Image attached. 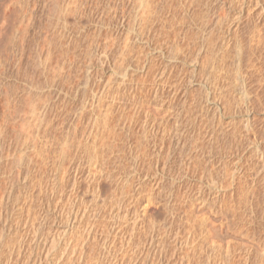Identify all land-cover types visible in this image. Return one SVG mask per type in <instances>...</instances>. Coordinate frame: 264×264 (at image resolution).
<instances>
[{
  "label": "rangeland",
  "instance_id": "374dc122",
  "mask_svg": "<svg viewBox=\"0 0 264 264\" xmlns=\"http://www.w3.org/2000/svg\"><path fill=\"white\" fill-rule=\"evenodd\" d=\"M171 3L145 25L144 0H0V264H38L57 188L66 203L75 169L81 183L72 196L81 208L102 198L108 207L124 174L135 176L115 219L123 223L121 240L134 235L122 264H221L225 216L208 222L222 231L217 244L197 243L190 255L191 243L173 241L175 220L190 206L184 193L192 195L195 219L198 191L212 194L215 210L222 198L228 203V173L262 142L264 48L257 39L264 25L255 21L264 0L249 4L235 32L239 51L232 43L228 56L236 0ZM238 54L247 62L241 74ZM248 64L258 70L246 78V97ZM99 152L111 177L94 181L88 171ZM99 220L113 223L106 209ZM150 240L160 254L145 255ZM97 245L90 244L87 264L97 259Z\"/></svg>",
  "mask_w": 264,
  "mask_h": 264
},
{
  "label": "bare ground",
  "instance_id": "6f19581e",
  "mask_svg": "<svg viewBox=\"0 0 264 264\" xmlns=\"http://www.w3.org/2000/svg\"><path fill=\"white\" fill-rule=\"evenodd\" d=\"M171 1L172 0H144L142 16L139 20L146 25L149 21L158 18L168 7L172 6ZM252 1L253 0H236L239 7L235 12L237 19L234 21L232 28L227 34L228 37L231 35L233 37H229L226 42L224 41L227 46L225 47L223 56H228L232 45H236L239 51L240 39H238L239 36L237 37L235 32L240 27V19L243 15H246L245 12H249L248 7ZM255 1L257 2L258 0ZM158 3L160 6H158ZM176 6L179 7V5ZM173 16L174 14L166 20H170ZM255 23L257 28L264 25V9L258 13V18ZM257 47L264 48V35L258 34ZM236 58L238 71L241 74L247 62H244L245 60L243 59L245 58H242L240 54H238ZM247 61L249 63L251 58ZM211 64L212 60L210 61V65ZM248 66L249 69L244 73L245 80L241 82L243 86L242 95L246 97L248 95L244 89L246 86L245 81L251 74L253 75L250 70H253L252 68L255 69V66L252 68H250V64H248ZM197 67H199L198 63ZM255 70L257 71L258 69ZM258 71L260 72L259 80H261L262 85H264V69ZM212 75L214 77L220 76ZM215 81L222 87L224 82L222 76ZM223 95L225 98V94ZM200 100L197 102L198 106ZM108 133L109 135H115L110 129H108ZM251 145L252 147L248 150L249 152H247L243 165H236L233 167L230 174L228 173L229 182L227 184V190L229 189V191L225 196L226 198L228 197V203L222 198L220 205L217 210H215L212 194L209 193L208 196L205 197L202 191H198L199 193L195 200H197V208L201 211L199 210L200 215H197V219H195L192 218L194 215L192 211L194 209L192 203L193 199L190 198L192 195L190 192L184 193L185 200L189 202L190 206L188 205L189 207L184 210L183 215L177 217L175 220L178 222V229L176 230L177 232L173 241L179 246L183 243H185V245L191 243L187 255H190V251L194 254L196 252L195 250L198 248L197 245H200L201 242L208 243L210 247L217 244V237L222 235V231L221 229L216 231L208 222H211L210 217L223 215L226 217L225 225L227 231L225 238L226 242L224 244L225 248L221 256V264H264V137L260 144L254 142ZM102 156H104V154L100 153V156L95 157L94 160L97 162L90 168L93 171H90L88 168L90 177L94 181L104 178L108 180V178L111 177V172L106 170V166L110 165L109 159L103 158ZM137 165V162L133 163V171H135ZM198 167L199 165L197 169ZM123 177L124 178H121L117 183V188L120 190L119 195L115 196V199L108 207L105 204V200L102 198L98 200L99 203L101 202L100 206L95 205L96 207H92V204V206L86 205L85 208H83L84 206L81 208L78 203L75 202V199L73 201L72 196L78 192L80 187V172L77 169L72 171L71 190L66 194L68 202L65 201L66 203H64L62 190H58L57 188L58 192H56V195L57 193L58 195L54 197L56 204L49 213L47 211L52 218L49 227L50 235L48 238L49 240L45 238L39 242L40 249L37 256L38 264H87L86 260H88V258L86 259V257L87 254L90 253H87L90 244L96 243L97 245V242L100 244V247H97V253L99 255H97L96 259V255L93 254L95 260L94 257H92L93 259H91L94 261L90 263L89 260L88 264H100V260L105 262L109 261L111 264H122L120 260L126 256L127 252L125 245L133 243L134 235L131 234L128 236V234V237L125 236V240H121L120 238L124 236L121 226L123 223H118L115 219L120 218L119 215L122 207L120 201L130 194L129 186L134 182L133 179L135 176L132 174H124ZM105 209L111 213L112 224H105L104 221L102 222V218V220H99L100 215L105 212ZM136 211H138V208H136ZM123 216L128 218L125 208ZM138 217L139 214L137 213L132 220L131 230H136V221ZM42 221L44 222V220ZM185 223H187L189 227L185 228ZM210 224H212V222ZM101 227L103 228L101 229ZM193 228L197 230L198 233H196ZM181 235H184V237H181ZM119 239L122 241L120 249H118L119 247L116 248ZM150 239H153V236L150 237ZM153 242L155 241L150 240L148 243L143 244L142 250H144L145 255H158L161 253L160 246L158 245L159 243L154 244ZM161 244L163 245V240H161Z\"/></svg>",
  "mask_w": 264,
  "mask_h": 264
}]
</instances>
